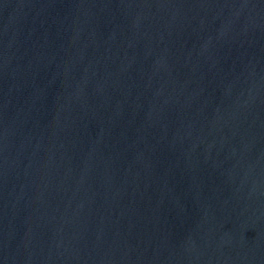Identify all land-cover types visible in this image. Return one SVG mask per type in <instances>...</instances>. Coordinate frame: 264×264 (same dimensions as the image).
Returning <instances> with one entry per match:
<instances>
[{"label":"water","instance_id":"water-1","mask_svg":"<svg viewBox=\"0 0 264 264\" xmlns=\"http://www.w3.org/2000/svg\"><path fill=\"white\" fill-rule=\"evenodd\" d=\"M0 264H264V0H0Z\"/></svg>","mask_w":264,"mask_h":264}]
</instances>
